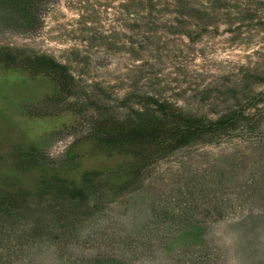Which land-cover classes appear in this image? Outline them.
Here are the masks:
<instances>
[{"label":"rangeland","instance_id":"obj_1","mask_svg":"<svg viewBox=\"0 0 264 264\" xmlns=\"http://www.w3.org/2000/svg\"><path fill=\"white\" fill-rule=\"evenodd\" d=\"M125 1L93 0L84 25L70 0H54L25 33L0 6V50L49 55L88 85L157 91L208 115L229 97L231 72L264 71V0H184L210 9L193 16L211 33L160 49L122 47ZM55 93L45 74L0 64V181L9 192L36 194L53 175L78 182L133 160L94 150L85 137L92 110L54 105ZM29 147L46 167L16 170L14 154ZM50 198L0 217V264H264V125L257 136L183 148L107 200L75 208Z\"/></svg>","mask_w":264,"mask_h":264},{"label":"trees","instance_id":"obj_2","mask_svg":"<svg viewBox=\"0 0 264 264\" xmlns=\"http://www.w3.org/2000/svg\"><path fill=\"white\" fill-rule=\"evenodd\" d=\"M92 1L70 0L79 10L83 24L94 10ZM94 1L99 4L100 0ZM52 2L0 0V6L12 16L17 30L25 33L40 28V8ZM122 7L128 35L120 44L125 49H160L165 41L176 42L179 37L191 45L203 34L211 33L208 30L212 25L193 16L208 15L210 9L188 1L126 0ZM0 64L48 76L56 86V93L49 97L51 103L65 104V109L78 115L92 110L85 137L93 142L94 150L133 159L109 171H86L78 182L53 175L40 181L39 189L32 195L21 189L9 192L0 181V217L23 213L30 203L43 202L46 195L60 206L75 208L90 201L107 200L134 189L151 166L183 148L213 145L223 138L257 136L263 130L264 71L256 68L240 66L231 72L225 87L229 97L220 111L208 115L185 109L157 91L130 87L120 94L111 87L107 90L99 84L88 85L76 78L68 65L45 54L4 48L0 50ZM39 153L34 147L15 153L14 168L26 171L46 167Z\"/></svg>","mask_w":264,"mask_h":264}]
</instances>
